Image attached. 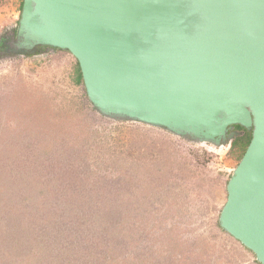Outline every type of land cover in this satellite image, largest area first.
I'll return each instance as SVG.
<instances>
[{
	"label": "rangeland",
	"instance_id": "1",
	"mask_svg": "<svg viewBox=\"0 0 264 264\" xmlns=\"http://www.w3.org/2000/svg\"><path fill=\"white\" fill-rule=\"evenodd\" d=\"M22 1L0 0V44ZM76 61L0 50V264H260L219 224L248 130L219 146L106 116Z\"/></svg>",
	"mask_w": 264,
	"mask_h": 264
},
{
	"label": "water",
	"instance_id": "2",
	"mask_svg": "<svg viewBox=\"0 0 264 264\" xmlns=\"http://www.w3.org/2000/svg\"><path fill=\"white\" fill-rule=\"evenodd\" d=\"M0 45L69 51L111 118L219 146L250 131L219 224L264 264V0H23Z\"/></svg>",
	"mask_w": 264,
	"mask_h": 264
},
{
	"label": "trees",
	"instance_id": "3",
	"mask_svg": "<svg viewBox=\"0 0 264 264\" xmlns=\"http://www.w3.org/2000/svg\"><path fill=\"white\" fill-rule=\"evenodd\" d=\"M22 3H23V1H22ZM21 9H22V7H21ZM42 47H45V46H41L38 49H40ZM2 49L5 50L4 48L0 47V50H2ZM74 76H75L74 77V82L76 84H84L83 83L81 69H80L78 61H76V68H75ZM237 127L242 128L241 126H237ZM251 137H252L251 132L246 131L245 134L235 137L233 139V141H232V145L233 146H238L240 148V150L242 151V155H243L245 150H246V148H247V146H248V144L250 143Z\"/></svg>",
	"mask_w": 264,
	"mask_h": 264
},
{
	"label": "crops",
	"instance_id": "4",
	"mask_svg": "<svg viewBox=\"0 0 264 264\" xmlns=\"http://www.w3.org/2000/svg\"><path fill=\"white\" fill-rule=\"evenodd\" d=\"M10 14L12 15V14H14V12H12V13H10ZM8 18H10V17H8ZM14 18H16V15L13 16V20H16V19H14ZM8 20H9V19H6L5 22H8ZM9 21H10L11 23H14V22H15V21H12V19H10ZM238 242H239V241H238ZM239 243H240V242H239ZM240 245H242V244L240 243ZM242 246H243V245H242ZM243 247H245V246H243Z\"/></svg>",
	"mask_w": 264,
	"mask_h": 264
},
{
	"label": "flooded vegetation",
	"instance_id": "5",
	"mask_svg": "<svg viewBox=\"0 0 264 264\" xmlns=\"http://www.w3.org/2000/svg\"><path fill=\"white\" fill-rule=\"evenodd\" d=\"M12 36H13V35H12ZM12 36H11V37H12ZM6 38L9 39L8 37H6Z\"/></svg>",
	"mask_w": 264,
	"mask_h": 264
},
{
	"label": "clouds",
	"instance_id": "6",
	"mask_svg": "<svg viewBox=\"0 0 264 264\" xmlns=\"http://www.w3.org/2000/svg\"><path fill=\"white\" fill-rule=\"evenodd\" d=\"M18 21H19V19H18ZM18 21H17V22H18ZM17 25H18V24H17Z\"/></svg>",
	"mask_w": 264,
	"mask_h": 264
}]
</instances>
